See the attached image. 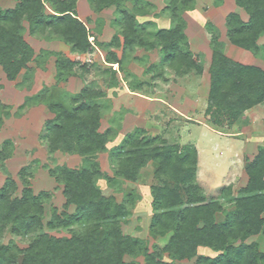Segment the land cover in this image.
Instances as JSON below:
<instances>
[{"label":"trees","instance_id":"16d2710c","mask_svg":"<svg viewBox=\"0 0 264 264\" xmlns=\"http://www.w3.org/2000/svg\"><path fill=\"white\" fill-rule=\"evenodd\" d=\"M88 1L96 12L113 8V22L120 34L109 42H96L102 49L112 46L121 51L120 56L114 51L105 52L106 64L101 71L110 74L108 86L117 75L112 65L116 64L117 70L124 72L123 61L134 47L158 48L163 61L179 73L201 72V64L194 60L189 48L181 15L183 10L192 8L194 0H165L163 10L168 13L171 25L155 31L147 29L150 22L142 23L136 18V12L143 13L148 2ZM77 2L14 0L13 6L0 5V69L6 79L15 80L20 74L26 77L30 62L37 56L23 38L26 30L35 37H55L72 52L93 50L88 37L95 39V35L77 16ZM234 2L245 18L236 11L225 16L228 42L260 53L264 61V43L257 42L264 34V0ZM221 47L222 44L212 47L208 67L205 113L215 123L223 116L237 121L246 110L264 101V69L232 60ZM93 64L57 53V79L66 80L68 76L83 79L95 68ZM124 80H127L126 75ZM101 95L100 88L83 83L75 92L56 94L44 88L27 96L20 105L22 108L45 104L53 114L44 121L41 134L49 153L76 154L81 157V163L79 167L60 164L48 168L50 177L62 185L64 203L61 210L53 207L44 221V204L51 193L33 191L29 165L17 171L19 182L12 178L4 161L12 155L13 143L10 139L2 141L0 168L6 176L0 185V264H174V261L190 259H194V264H264V248L260 251L259 243L251 239L257 235L264 239V147H259L246 162L247 181L243 187L235 194L230 185L218 190V195L231 205V209L226 210L220 199L204 195L198 184V152L193 144L180 146L138 131L129 133L111 155L116 163V175L124 180L135 181L139 170L149 161L154 165L157 182L150 186L153 213L149 233L153 238L166 240L162 246L154 243L148 247L144 239L123 231L134 202L132 191L117 201L114 195H104L96 185V179L104 174L95 157L105 150L108 140V130H98ZM4 108L0 101V125L10 114ZM69 207L72 211H68ZM219 213L223 214L222 219H217ZM63 230L67 234H54ZM6 232L19 237L26 245L20 246L12 238L3 241ZM199 247L210 248L215 255L199 254Z\"/></svg>","mask_w":264,"mask_h":264},{"label":"rangeland","instance_id":"374dc122","mask_svg":"<svg viewBox=\"0 0 264 264\" xmlns=\"http://www.w3.org/2000/svg\"><path fill=\"white\" fill-rule=\"evenodd\" d=\"M143 1L149 5L145 6L143 13L136 12V18L142 23L150 22L147 26L149 31L171 25L168 13L163 10L165 0ZM13 4L14 0H0L4 8ZM229 11L239 12L245 18L244 12L233 0H194L192 8L181 12L189 48L194 60L202 67L200 73L195 70L186 73L174 71L163 61V54L158 48L144 50L134 47L123 61L124 72L118 71L116 64L112 65L117 75L110 86L106 83L110 74L105 75L101 71L106 64L104 55L110 50L120 56L121 51L112 46L102 49L96 42H109L114 35L120 36L113 22L115 13L112 7L96 12L88 0H78L77 16L86 23L89 32L95 35V39L93 36L88 37L93 50L87 53L72 52L67 44L55 37H35L27 30L24 32V40L37 56L30 62L31 69L26 71V77L20 74L15 80H8L0 69V101L10 113L0 125V144L4 139H10L13 143L12 155L4 161L12 178L19 182L17 171L21 166L29 165L32 172L29 181L33 191L45 190L51 193L44 204V221L49 218L53 207L61 210L64 203L62 185L50 177L48 168L60 164L79 167L81 157L60 151L49 153L41 134L44 121L53 114L43 103L22 108L20 105L27 96L44 88L56 94L62 91L75 92L83 83L101 89L102 95L98 98V130H108L106 148L95 157L104 174L96 179V185L104 195H114L117 201H121L130 191L133 194L134 202L127 222L123 224L125 233L144 239L148 247L154 243L162 246L166 240L153 238L149 233L153 213L150 186L157 182L152 162L149 161L139 170L135 181L124 180L115 173L116 163L111 152L121 146L129 133L135 131L180 146L193 144L198 152L196 180L204 195L216 196L224 203L226 210L231 209V205L225 203V198L218 195V190L230 185L235 194L246 183L245 164L253 158L259 147H264V101L246 110L237 121H230L223 116L219 118V123L213 122V118L205 113L212 47L222 44L224 54L242 64H256L264 68V61L260 53L235 47L228 42L224 18ZM23 24L27 27L26 22ZM257 42L259 45L264 43V34ZM57 53L81 63H94L95 68L85 74L83 79L68 76L66 80H58L55 66ZM125 75L127 80H124ZM5 176L0 168V185ZM20 188L19 185L17 193ZM72 209L69 207L68 211ZM222 218L223 214L219 213L217 219ZM54 234L65 235L67 232L63 230ZM10 238L20 246L26 245V242L8 232L3 241ZM251 239L259 243V250L262 251L263 237L257 235ZM198 253L215 255L210 248L205 247H199ZM137 259L141 261V257ZM165 259H168L166 255ZM174 264H194V259L174 261Z\"/></svg>","mask_w":264,"mask_h":264},{"label":"crops","instance_id":"0c3cea01","mask_svg":"<svg viewBox=\"0 0 264 264\" xmlns=\"http://www.w3.org/2000/svg\"><path fill=\"white\" fill-rule=\"evenodd\" d=\"M233 1H234V0H233ZM234 4H235V2H234ZM229 12H230V11H229ZM229 12H228V13H229ZM228 13H227V14H228ZM227 14H226V15H227ZM226 15H225V16H226ZM224 19H225V18H224ZM253 65H256V64H253ZM256 66H259V65H256ZM259 67H261V66H259ZM261 68H262V67H261ZM262 69H264V68H262ZM80 87H81V86H80Z\"/></svg>","mask_w":264,"mask_h":264}]
</instances>
